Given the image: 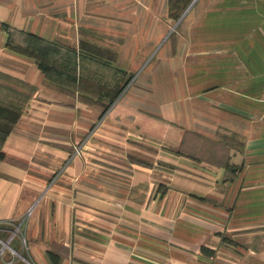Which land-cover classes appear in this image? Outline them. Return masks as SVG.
Here are the masks:
<instances>
[{"label":"crops","instance_id":"obj_1","mask_svg":"<svg viewBox=\"0 0 264 264\" xmlns=\"http://www.w3.org/2000/svg\"><path fill=\"white\" fill-rule=\"evenodd\" d=\"M216 11L241 19L209 37L228 54L186 57ZM5 26L134 78L104 114ZM0 51V84L29 91L2 145L0 264H264V86L242 90L264 80V0H199L180 22L169 0H0ZM193 135L218 157L184 154Z\"/></svg>","mask_w":264,"mask_h":264},{"label":"trees","instance_id":"obj_2","mask_svg":"<svg viewBox=\"0 0 264 264\" xmlns=\"http://www.w3.org/2000/svg\"><path fill=\"white\" fill-rule=\"evenodd\" d=\"M189 1L190 0H169L170 12L172 13V9L179 11L181 9L179 7L187 5ZM175 17L177 16L175 15ZM5 28L10 32L8 45L18 52L34 57L38 67L42 70L47 79L62 86L74 88L80 92H97V94H100V98L108 97L110 103L106 107L104 114L113 104V109L117 107V101L134 78V76H130L125 83L121 85L127 76L126 73L121 70L107 65H100L94 70L89 71L87 68L85 69L83 64L85 57H80V62L76 63L74 58L77 54L73 50L66 49L56 43L45 41L34 34L24 32L18 33L8 26H5ZM18 37V42H16ZM62 52H67L72 56V60L66 61L68 64H66L64 58L62 59L60 57ZM113 72L121 76L120 79L118 78L117 80L115 74H112ZM3 97L4 96H0V159L5 157L2 153L3 142L8 134L13 131L20 117V109L9 110L7 105H3L5 102ZM138 116L140 117L141 114ZM139 122L140 124H144L142 119H140ZM164 125L167 127L166 137L173 141H178L180 128L173 123H166ZM151 131L153 132L152 129Z\"/></svg>","mask_w":264,"mask_h":264},{"label":"rangeland","instance_id":"obj_3","mask_svg":"<svg viewBox=\"0 0 264 264\" xmlns=\"http://www.w3.org/2000/svg\"><path fill=\"white\" fill-rule=\"evenodd\" d=\"M199 0H190L189 3L187 5L184 6H180L179 8H181L179 11L178 10H173L172 9V13L171 17L173 19H175L176 21L178 20V22H180L184 16L186 17V15L188 14L189 10H191V8L198 2ZM173 14V16H172ZM175 15L177 17H175ZM235 14H230L229 11L228 12H215L213 15L212 20H210L212 22V26L209 27V29H204L202 31V33H200L201 39H200V45L203 46V48L199 49H195L194 47H191V50L189 52H187L188 54L185 56L186 57H193V58H204V57H217L220 55H224V54H228V51L225 48H221L219 46L220 43L215 42L216 38H209L210 35L214 34V31L220 30L224 25H229V24H235L237 22H240V17L239 16H233ZM249 19V17H247ZM248 19H244V21H247ZM191 33V32H190ZM174 34V33H173ZM196 34V33H195ZM194 33L193 35L196 36ZM19 37L17 38L16 42H18ZM198 41V40H196ZM0 53L2 54V52L0 51ZM60 57L63 59H65V62L72 60V56L69 55L67 52H62V54L60 55ZM64 61V60H63ZM196 61H193V63H188L185 64V70H187V73L190 74L192 72L195 71H200V66L198 64H194ZM107 73V72H105ZM112 74H115L114 72ZM115 76L120 79L121 76L115 74ZM6 80V81H5ZM132 82V81H131ZM130 82V83H131ZM247 84V83H246ZM16 86H20L18 84V82L16 80H12V79H8L7 77L4 78V82L0 84V96H4V103L3 105H7V107L9 108V110H13V109H20L24 106L27 97H26V93H29V91H22V90H17L18 88H16ZM264 86V80H262V82H259L257 84H247L245 85V87L242 88V90H245L246 92H251L254 91L255 89H258L259 87ZM27 89V88H25ZM21 91V92H19ZM114 105V104H113ZM112 105V106H113ZM112 106L107 110V112H110L112 109ZM113 110V109H112ZM106 112V113H107ZM261 132L264 133V129L261 130ZM189 140L190 142L183 147V152L184 154H189L192 156L195 155H200L201 157H203V155L205 157L210 156V157H218L214 152H212L210 150L211 147H209L206 143L205 140L202 139V137L200 136H189ZM197 145V146H196ZM204 145V146H202ZM213 146L212 149L214 150ZM207 151L209 152L207 154ZM217 151V149H216ZM221 154V153H220ZM220 157V156H219ZM104 197L110 198L111 195H103L101 193H94V192H89L86 195V199L88 201L94 202V203H99V201H102V199ZM132 199V194L131 193H126V192H121L118 195H115L114 201L113 203L117 204L118 207H120L121 209L123 208V205H125L127 203V201H131ZM186 201V200H185ZM151 217L157 219L158 217H156L154 215V211H151ZM159 258L154 257L152 255V257L149 260L148 264H159Z\"/></svg>","mask_w":264,"mask_h":264}]
</instances>
